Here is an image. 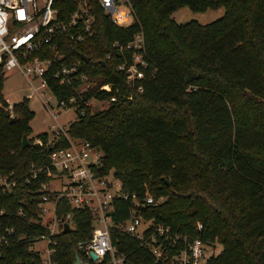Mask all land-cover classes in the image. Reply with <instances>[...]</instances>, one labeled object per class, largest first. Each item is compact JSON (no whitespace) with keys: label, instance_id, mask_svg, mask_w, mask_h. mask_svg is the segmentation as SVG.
<instances>
[{"label":"trees","instance_id":"obj_1","mask_svg":"<svg viewBox=\"0 0 264 264\" xmlns=\"http://www.w3.org/2000/svg\"><path fill=\"white\" fill-rule=\"evenodd\" d=\"M131 4L134 21L127 26L115 23L98 4L95 34L70 46L69 61H79L98 81L85 98L95 95L110 104L79 112L67 131L102 149L99 170L112 171L124 191L142 200L147 194L163 197L145 203L143 216L173 234L200 236L212 248L203 264H264V0ZM184 5L193 10L224 6L226 11L205 23L178 22L172 13ZM140 31L147 64L133 84L118 68L123 53L114 42L127 43ZM131 52L125 50L129 60ZM104 83L111 88L101 89ZM3 88L0 73V173L14 171L18 184L0 196V237L8 240L0 241V264H44L35 243L46 228L33 217L42 194L50 193L55 172L50 153L69 144L62 133L33 135L29 97L8 109ZM11 113L16 120H10ZM24 135L30 140L25 146ZM130 206V198L116 197L111 210L112 242L125 263L172 264L182 240L165 237L157 225L145 231L147 242L123 230L118 224L130 217ZM67 212L71 229L53 236L52 261L74 264L79 253L90 264H114L110 253L92 260L85 251L93 234L92 211L74 208L62 195L57 213ZM154 246L163 257L157 258Z\"/></svg>","mask_w":264,"mask_h":264},{"label":"built area","instance_id":"obj_2","mask_svg":"<svg viewBox=\"0 0 264 264\" xmlns=\"http://www.w3.org/2000/svg\"><path fill=\"white\" fill-rule=\"evenodd\" d=\"M98 4L115 23L127 26L134 21L131 0H0V73L5 76L7 72L17 71L26 78L31 86L27 96H37L41 100L55 120L51 123V132L62 133L69 144L50 153L55 169L53 178L62 177L64 183L60 190L43 193L36 204L37 217L33 219L46 230L37 235L35 249L39 251L44 264H55L51 254L57 242L53 236L59 232L56 226H61L62 230L65 223L72 225L71 212L61 216L57 213L58 198L65 195L74 208H89L93 213V234L85 248L87 254L90 256V251H95L98 259H101L110 253L114 264H126L124 255L114 246L110 232L113 201L116 197H123L131 199L130 217L119 223V227L147 242L145 231L157 225L160 233H166L165 237L183 242L172 264H203L212 248L200 236L190 238L183 233L173 234L168 226L143 216L145 203L154 204L163 197L156 199L147 194L142 200L135 192L130 194L124 191L121 180L112 171L102 173L99 170L103 160L102 149L89 139L71 135L58 120L60 109L73 107L77 114H85L88 109L92 111L95 101L105 100L95 95L85 98L98 81L88 75L79 61H69L70 46L83 43L95 34V10ZM114 45L123 53L118 68L125 71L127 81L134 84L144 76L143 68L147 64L143 54V32L136 33L127 43L115 41ZM126 49L132 50L131 60L125 53ZM56 83L64 89L57 91ZM99 87L111 88L110 83ZM138 89L142 87L138 86ZM7 108L11 109L12 104ZM11 116L14 114L11 113ZM35 142L43 144L41 138H36ZM17 184L14 171L0 173V196L12 193ZM49 213H52L50 217ZM19 214L26 215L22 208ZM142 222L145 227L140 229ZM202 227V223H199L198 228ZM2 240L8 243L7 238L0 237ZM42 241L46 243L45 248ZM153 252L158 259L163 257L159 246H154ZM82 264L90 263L82 260Z\"/></svg>","mask_w":264,"mask_h":264},{"label":"rangeland","instance_id":"obj_3","mask_svg":"<svg viewBox=\"0 0 264 264\" xmlns=\"http://www.w3.org/2000/svg\"><path fill=\"white\" fill-rule=\"evenodd\" d=\"M226 9L224 6H219L217 8H208L206 10H193L188 5H184L176 9L172 16L178 22H186L191 19L198 20L200 22H209L215 20L225 13ZM37 83V81H35ZM31 92V86L26 80V78L17 71L7 72L4 76V88L3 93L7 101L11 104L22 100L25 96ZM96 105L93 107L92 111L104 108L110 104V100H103V101H95ZM29 104L31 108L35 111V116L31 120V125L33 128V135L38 134L41 131L49 130L51 132V123L55 122L53 117L48 113L45 106L41 102V100L37 96L29 97ZM61 112L58 116V120L60 124L64 127H68L70 122L73 121L77 115V111L75 108H64L60 109ZM64 179L62 177H54L48 184V189L53 190H60L63 187ZM163 199H160L162 201ZM159 202V201H158ZM52 213L48 214L50 217ZM200 223V222H199ZM65 227V225H64ZM145 227V223L142 222L139 225V228L142 229ZM58 231L64 230L61 226H56ZM57 231V232H58ZM58 232V233H59ZM42 246L45 248L46 243L42 241ZM221 248V244H216V251L218 252Z\"/></svg>","mask_w":264,"mask_h":264},{"label":"water","instance_id":"obj_4","mask_svg":"<svg viewBox=\"0 0 264 264\" xmlns=\"http://www.w3.org/2000/svg\"><path fill=\"white\" fill-rule=\"evenodd\" d=\"M85 58L87 60H89L88 56L85 57ZM16 119H17L16 116H11V118H10L11 121H14ZM29 143H30L29 138L26 135H24L23 136V145L25 146V145H28ZM70 229H71L70 228V224L69 223H65L64 231H69ZM82 250H83V248H82ZM90 257H91L92 260H97L98 259V255H97V253L95 251H90ZM74 264H82V258H81L79 253L76 254V259H75V263Z\"/></svg>","mask_w":264,"mask_h":264}]
</instances>
